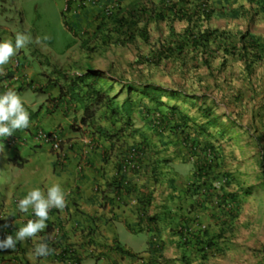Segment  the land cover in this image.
I'll return each instance as SVG.
<instances>
[{
    "label": "crops",
    "instance_id": "0c3cea01",
    "mask_svg": "<svg viewBox=\"0 0 264 264\" xmlns=\"http://www.w3.org/2000/svg\"><path fill=\"white\" fill-rule=\"evenodd\" d=\"M58 1V8L65 12V0ZM92 1L82 12L76 5H72L68 13L65 12L67 20L79 29V32H72L74 40L79 41L66 47L64 52L63 65L70 76L88 70L106 71L107 66L100 65V53L93 54V60H88L90 54L86 50L87 46L99 45L95 38L96 32H100L96 27L91 28V24L96 19L95 14L100 13L101 5L106 2ZM135 1L137 0H123V6ZM141 1L150 8L152 3L154 7L160 6L156 4L157 0ZM161 1L164 0H159L158 3ZM201 1L203 0H175L180 5L185 4L186 9L195 8ZM260 2L259 15L254 21V10H250L249 0H209L211 17L201 22V28L212 31L233 29L239 37V31L249 28L248 40L264 44V2ZM256 7L254 4L253 8ZM155 21L152 20L149 24L150 34L155 31L158 22ZM20 23L19 19H11L6 13L0 12V42L10 39L14 43L16 34L28 35L26 27L20 32L23 28ZM158 23L161 27L163 25L170 40L173 39L171 30L180 34L183 28L186 30L190 25L185 20L172 18ZM236 43L233 41V45ZM31 44L32 41L20 51L34 52ZM39 50L45 54L48 52L43 47H38L37 51ZM145 51L147 49L141 48L140 54ZM250 55L249 62L245 57H241L244 72L251 71L253 74V80L244 78L245 83L242 84L250 89L244 102L242 94L229 90L230 83L215 75L207 74L205 78L201 77L202 69L209 73L215 67L213 63H199L198 69L190 71L199 78L196 83L197 90L194 91H183L148 82L144 79L145 72L141 66L144 73L142 78L137 77L133 71L123 77L111 73L106 76L108 81L104 85L93 83L91 86L90 81L82 84L79 89L83 92L82 95L88 93L87 84L106 93L104 102L95 113V119L98 126L116 135L113 140L101 137L95 129L80 125L84 109L79 102L71 98V93L62 101L59 100L61 90L53 83L57 82V85L65 88L70 78H44L41 74L50 77L52 70L42 64L35 66V59L27 60L28 66L25 70L21 67L12 68L11 61L5 66L4 74L0 75V94L9 89L14 90L21 97L29 114L36 111L38 114L30 120V127L18 130L24 144L11 149L0 138V145H4V152L0 153V202L5 201L7 206L6 216L0 219V231H3L0 239H5L10 234L15 235L18 228L23 227L28 220L36 219L31 211L27 214L21 213L16 202L33 188L39 187L46 192L48 187L59 183L67 193V207L63 212L55 208L50 211L47 224L52 226V232L48 233L46 228L40 233V237L48 238V244L56 241L59 245L60 239L66 237L63 245H68L77 250L78 255L85 257L82 264H141L114 252L112 248L116 246L142 253L144 257L152 255L151 264H156V258L165 260L167 264H182L183 258L185 261L189 260L190 249L197 250L196 246L203 242L211 246L212 252L219 253L212 259L198 250L195 263L207 262L206 258H209L208 264H264V55L261 59H256L253 53ZM251 61H254V64L247 69L246 66L251 65ZM147 65L149 67L155 64L142 66ZM173 66L178 72L182 71L180 64ZM134 69L138 67L134 66ZM148 76L147 72V78ZM25 78L38 84L40 88L36 94L20 90ZM122 84H134L143 91L136 93L124 105L126 94L121 90ZM142 84L148 86L144 87ZM237 84L239 83L233 80V87ZM149 85L160 87L158 89L161 90V98L157 104L151 105L153 102L148 99L150 96L145 94V88L150 87ZM145 101L153 109L157 108L166 115L162 123L158 122L156 126L145 119L147 110L139 108V102ZM117 107L120 111L130 109L133 128L120 131V122L116 123V126L113 125L118 117H113L111 112ZM176 107L187 125L193 128L189 130L192 136L221 149L217 174L218 179L226 176V183L221 190H217V198L229 199L236 192L241 194L243 188L250 189L249 195H238L237 201L226 200L231 202L229 211L212 208L195 198L190 186L198 180L197 167L188 160L186 135H189V132L179 129L170 131L167 124L169 117L174 116L172 112L177 110ZM73 124L82 129L73 131ZM38 128L59 133L65 156L63 166H57L58 158L49 145L34 139V132ZM139 144L146 147V154L142 158L136 156L139 169L131 171L126 161L132 148ZM10 159H16L18 162L26 160L21 166L22 169L14 168L13 180H10L8 173L12 165ZM200 219H203L207 226L204 233L199 231ZM6 224L9 226L4 227ZM183 231L199 236L192 237L190 246L185 247L180 242V234ZM241 231L246 236H242ZM142 237H146L148 241L144 242ZM152 240L156 241L159 252H155ZM247 243L255 247L253 251L243 247ZM138 244L141 246L139 250L132 248ZM63 245H60L61 248H64ZM32 247V241L29 240L18 243L14 251H0V263L33 264V260L28 257ZM61 251L62 249L57 253ZM100 253L105 254L106 258L96 261L89 257L90 254ZM148 263L149 261H146L144 264ZM34 264L73 263H63L48 256L46 259H35Z\"/></svg>",
    "mask_w": 264,
    "mask_h": 264
},
{
    "label": "clouds",
    "instance_id": "9594fccd",
    "mask_svg": "<svg viewBox=\"0 0 264 264\" xmlns=\"http://www.w3.org/2000/svg\"><path fill=\"white\" fill-rule=\"evenodd\" d=\"M91 1L92 0H65V3L67 5V9L65 10V12L68 13L67 11L70 10L72 5H76L78 10L82 12L84 8L86 7L88 8ZM93 1L99 2L101 0H93ZM105 1H106L105 4L101 5L100 13L98 15L95 14L96 19L91 24V28L96 27V29L101 33V36H100V33L98 34L96 32L95 41L99 42V45L87 46V49L88 48L89 49L88 50L86 49V50L90 54V57L93 54H95L93 53L91 55V52H96V51L97 53H100V56H101V49L102 50L105 49L102 45V38L110 42L109 39L111 37L109 35L106 38L105 36L103 37V33L105 32L104 28L110 31V35L111 33H114L115 36L113 37H116L114 43L117 48L118 47L124 48V47L131 46L132 44H135L138 40H142L146 43H150V38H151V34H150L151 29L149 30L150 23L147 24V22L141 21V23L139 24L141 28H144L147 24V29L149 32V40L143 38L141 35H139V33H137L135 35V41L133 43H128L127 45H124V46L119 45V43L116 42V39L118 36V34L114 30L116 29V27L115 25L111 24V22H109V19L112 16V14L119 13V10L121 9L123 10L127 8V6H123V0H105ZM158 1L159 0L156 1V4L160 5ZM168 1L169 0H167V2ZM261 1L264 2V0H261ZM249 2L251 3L250 10L251 11L254 10V15H252V20L255 21L256 17L259 15L258 5H261V2L260 0H249ZM14 4H15L16 12H18V14H21L22 13L21 5L17 2ZM132 4L134 3H131L130 5ZM254 4L257 5L255 9L253 8ZM152 7H154L153 3H152ZM197 7L201 8L200 10L201 15L203 14L204 10H207L208 12L211 9L209 0L201 1L197 5ZM155 8L160 9V6L155 7ZM3 10H6L4 6H3ZM102 10H104V14H102ZM0 12H2L1 9H0ZM65 12L64 11L61 12V18H62L65 29H67L71 33L73 31L79 32V29L75 27V25H72L71 21L69 22L67 20L68 17L66 16ZM174 14H176V11L175 12L173 11V16H168L167 18H172L174 20L183 21L177 18ZM98 19L100 21H98ZM19 20L21 21L22 25H25V27L27 28L26 26L27 24L24 22V20L20 18ZM158 22H161V21H158ZM107 26L109 27L107 28ZM189 26L190 25H188L187 28H189ZM191 26H194V24H191ZM201 26L203 25L201 24V21H200V28L199 27L196 28L197 32L199 30L207 29V28L203 29L201 28ZM186 30L185 28H183L182 33H184ZM235 32L236 31L233 29L232 30L229 29L227 31L225 30L219 31V35H217L216 41L213 40V42L209 43L208 45H205V47H202V46L194 47L190 42H187L185 43L183 48H181L182 42L176 45V43H178L179 41L174 42L173 39L170 40L169 35H168L162 39V42H161L162 47L161 45L160 46L158 45V47L155 49H152L151 52L147 56L139 53L138 55L139 57L137 58L135 62L136 65L134 66L140 67L141 65H145V64L159 65V64H163L162 62L166 60L170 61L171 63L177 62L180 60L184 61V56H186L189 53V51H193L192 49L199 50L198 52L196 51V53L197 55H200L199 56L201 57L200 63H202L203 65L212 63L214 57L216 60L218 57L221 58L220 54H218L221 51H222V55L224 56V62H227V60L230 57H235V56L246 57L248 60V55L244 56L243 54H241L240 51H241L242 40L246 38V41H249L248 38H250V29L247 28L246 30L243 29L239 31L241 33L240 37ZM28 35L18 33L15 36L14 43L10 39L0 42V75L4 74L5 66H7L11 61H12V64H11L12 68L21 67V69L25 70L28 66L27 60L30 61L33 59H35L37 63L40 62V60H43L44 64L49 65V68L52 70V72L49 73L51 74V76L47 77V75L41 74V76H43L46 79H51V80L60 79L61 77L57 73L59 70L70 74L69 71L63 65L65 64V59H64L65 54L64 53L58 54V56H56L58 57V60L55 63L56 67H53L54 64L52 63V61L48 60V57L51 58L50 52H47L45 54V53H42L40 50H39L40 52L36 50L34 52L28 51V53L27 52L24 53L23 51H20L21 49L25 48L27 44L31 43V38H30L31 36H28ZM44 39L47 40V39H50V37L45 36ZM0 41H1V32H0ZM78 41H79L78 39H75L73 43H77ZM233 41L237 43L233 45ZM239 41H240V44H239ZM228 42L230 43L228 44ZM73 43L70 44V46H72ZM106 44L108 43L106 42ZM257 44L260 46L264 45L263 43L261 44L257 43ZM110 46L112 47L114 45H110ZM214 46H217V47L214 48ZM236 46H237L236 50H238V52H234V49ZM98 47H100L99 48L100 50H98ZM225 55H228L229 57H225ZM211 58L212 60H210ZM251 66L252 64L249 65L247 69L251 68ZM196 67H200L199 64ZM88 71H96V70H88ZM88 71L81 72L80 74H77V75L79 76L83 75ZM111 71L106 70L105 72L103 71H100V72H103L107 76L108 74H111ZM248 73H251V71ZM53 85L58 86L60 90H62V86L57 85V82H54ZM142 86L145 87L148 85L142 84ZM149 86L153 89L152 95L148 98L150 102H153L150 104L151 105L154 103L157 104L158 99L161 98V94L158 96V93L156 90H160L158 89L160 87H156L152 85H149ZM136 87L138 86H135L134 84H122L121 90L123 91L124 94H126V98L123 103L124 105H126V103L130 100L132 96H135V94L138 93V91L134 90V88ZM38 88L40 87L38 86L37 83L34 84L33 82H29L28 79L25 78L24 83L21 84L20 90H25L26 92L36 94ZM106 89L108 92L109 88L107 87ZM169 89H172V88H169ZM81 94H83V92H81ZM135 102H138V101H135ZM26 108L27 107L22 102L21 97L14 90L9 89L3 94H0V138H2L3 142L11 149L16 148L20 144H24L18 130L22 131L30 127V120H32V118L34 117H37L38 111H36L35 113L29 114ZM139 108L143 110H147V112L145 113L146 114L145 119H147L148 122L151 124L153 123L157 126L158 122L162 123L165 120L166 115L163 114L161 111H159V109L157 108L153 109L151 106H149L148 103H146V101L145 103L139 102ZM121 112L122 113L120 114V116L123 118V121L121 122V125L123 126L122 130H124L125 128H133L134 123H133L132 114L129 113L128 115L125 111H121ZM84 114H85V111H84ZM172 114L174 116L169 117L170 120H168V123H167L169 125V128L171 129L170 131L179 129V130H185L186 132H189V130H193V128L190 125H187V123L183 119L181 112L179 111V108L173 111ZM128 116H129V122H128L129 124L125 125L127 122ZM81 119L79 121L81 126L85 128L95 129L97 133L98 124L95 118H94V121H95L94 127L89 126V124L83 125L81 123ZM232 124L233 126L235 125L233 122ZM71 127L72 129L76 128V130L73 129V131H79L80 129H82L80 126H77L76 124H73ZM34 139L39 143L49 145L51 147L52 152L55 153L58 158L57 166H63V163H64L63 158L65 156L62 150V141L57 131H46L41 128H38L34 132ZM186 140H188L186 143L188 144V149H189L188 150L189 151L188 160L192 165L197 167V169H198V166L207 165L211 163L212 161H214L217 157L221 159V149L219 146L213 145L208 142H202L198 140L197 138H195L194 136H192L190 132H189V135H186ZM145 150H146V147L141 146V144H139V145H135L132 148V150L129 152V158L126 161V163H127V166L131 168V171L134 169H137V170L139 169V165H138L139 160L136 158V156H139L142 158L146 154ZM3 152H4V145H0V153H3ZM25 161L26 160H20L18 162V160L16 159L9 160V162H11L12 164L10 166L11 169L8 172L10 180H13V177L15 174L14 168L22 169L21 166H23ZM225 183H226V178L214 179L212 182V187L210 188V191H209L208 180L207 181L197 180L196 187H193V183H192L190 188L192 192L194 193L195 198H197L198 200L204 202L205 204L209 205L212 208L216 207L219 210L229 211L231 209V206H230L231 202L230 203L226 202L225 199L221 200L219 199V197L217 198L216 196L217 190L219 188L221 190ZM66 196H67V193L65 192V190L62 188V186L59 183H55L52 186L48 187L46 192L41 190L39 187L33 188L30 191H28L27 195L24 198L16 202L18 204L17 207L21 213L27 214L29 211H31L36 217V219L28 220L27 223L23 227L18 228V230L15 232V235L10 234L5 239H0V251H7V250L14 251L18 243H25L31 240L33 247L29 249L28 257L30 260H33V264H34L35 259H38V258L46 259L48 256H51V258H53L54 260L59 261L58 257L60 258L61 256H66L70 258L71 255H73V257H71L73 259L68 260L70 262H63V263L82 264L86 258L78 255L77 250H74L68 245L66 246L63 245V242L66 241V237H62V239H60V245H63L64 248H61L59 243L56 241H52L48 244L47 242L48 238L40 237V233H42L46 228L49 231L48 233L52 232V229H53L52 226L47 224V221L50 219L49 213L53 208L58 209L59 211L63 212L64 209L67 207ZM6 207L7 206H5V201H1L0 202V219H3L6 216V212H7ZM8 226L9 225L7 224L4 225V227H8ZM198 227H199L200 232L204 233L207 230V226L203 219H200L198 221ZM2 235H3V231H0V236ZM190 235L191 233L183 231V233L180 234V242L183 245H185ZM151 244L154 245L155 252H159V248L156 246V241L152 240ZM60 249H62V251L57 253V251ZM121 249L131 252L132 254H134V256H128L120 252ZM207 249L211 250V246L207 245L206 251ZM112 250L116 252L117 254L123 256L124 258L131 259L132 261L138 262L141 264H144L146 261H149L148 264H151V260L153 259L152 255H148L147 257H144L142 256V253H135L132 250H126L122 246H116L112 248ZM92 252H94V250ZM207 253L209 254L208 251ZM89 257L92 259H95L96 261H99L103 258L105 259L106 255L101 254V253L98 255L90 254ZM164 261L165 260L161 258L155 259L156 264H166V263H163ZM0 264H20V263L19 262H12V263L9 262V263H0Z\"/></svg>",
    "mask_w": 264,
    "mask_h": 264
},
{
    "label": "rangeland",
    "instance_id": "374dc122",
    "mask_svg": "<svg viewBox=\"0 0 264 264\" xmlns=\"http://www.w3.org/2000/svg\"><path fill=\"white\" fill-rule=\"evenodd\" d=\"M16 2L19 3L22 7L21 14H18V12H16L14 4ZM58 3V0H0V9L2 10V13H6L7 16L11 19H23L24 22L27 24V32L31 36L32 41L31 48L36 51L38 47H43L45 51L51 53V58L48 57V60L52 61V63L54 64L53 67H56L55 63L58 60V57L56 56H58V54L64 53L67 49L66 47H68L74 41L73 34L67 29H65L63 25V21L61 18V10L58 8ZM3 6L6 11L3 10ZM102 14H104V10H102ZM24 29H26L25 25H23V28L20 29V32H22ZM104 30L105 32L103 33V37L105 36L106 38L109 35L111 38L109 39L110 42L102 38V45L105 49H101V64L100 60H97L100 65L107 66L106 70H113L111 71L112 74L122 77L125 76L128 72L131 73L133 71L137 75V77L142 78V76L144 75L142 69L140 67H138V69L136 70L134 69V65H136L135 62L139 57L138 55L141 52V48L147 49V51L143 53L145 56H147L152 50L150 47H152L153 49L157 48L158 45H161L162 47V39L167 36L165 34V28L163 27V25L161 27L158 23L156 25L155 31H152L153 33L151 34L150 43L138 40L135 44H132L131 46L117 48L114 43L116 38L113 37L115 36L114 33H111V36L109 30H107L106 28H104ZM45 36L50 37V39L45 40ZM106 42L114 46L111 47L110 45L106 44ZM216 47L217 46H214V48ZM93 53H97V51L91 52V55ZM218 54L221 55V58H217L216 60L214 57L212 61L215 67H213L209 71V73L202 69L201 77L205 78L207 74L212 76L215 75L220 80L225 81L226 83H230L228 86L229 90H231L233 93L237 92L238 94H242V101L244 102L245 97L249 95L248 91H250V89L245 88L242 84L245 83L244 78H252L253 80L252 72H244L242 67L244 66V64L240 56L230 57L227 62H224L222 51ZM89 60H93V57L91 56ZM109 60L112 61L110 62ZM245 60L248 61L246 57ZM200 61L201 57H199L196 51L193 50L189 51V53L184 56V61L180 60L171 63L170 61L166 60L162 62L163 64H160L158 66L151 65L148 67V65H141V67L144 69L145 72L144 79H146L148 82L150 81L159 85L174 87L183 91H194L197 90L196 83L198 82L199 78L192 75L190 71L193 69H198L199 67L196 66L200 63ZM43 63L44 61L40 60V62L36 63L35 66H38L37 64H42L43 66L49 67V65ZM176 63L181 65V72H178L177 68L173 66ZM250 63L254 64V61H251ZM246 67L248 68V66ZM147 72L149 74L148 78ZM246 74L248 75L246 76ZM233 80H235L236 83H239L236 85V87H233ZM256 94L257 91H255V95ZM249 100L250 99H248V101ZM241 233L242 236H246L243 231H241ZM142 240L144 242L148 241L146 237H142ZM140 243H142V241H140ZM140 247L141 246L138 244L134 245L132 248L139 250ZM243 247L250 251H253V249L255 248L254 246L249 245L248 243L246 246ZM191 249L188 252V255L190 256L188 259L190 261H185L183 260V258L181 260L182 264H187V262L188 264H208V262H210L209 258H206V260H208L207 262L203 261L195 263L194 259L195 254L197 253L196 251H200V249ZM207 251L209 252V254L207 253V255L211 256L212 259H215L217 257V254L219 253L218 251L212 252V250L209 249H207ZM163 263H166V261H164Z\"/></svg>",
    "mask_w": 264,
    "mask_h": 264
},
{
    "label": "trees",
    "instance_id": "16d2710c",
    "mask_svg": "<svg viewBox=\"0 0 264 264\" xmlns=\"http://www.w3.org/2000/svg\"><path fill=\"white\" fill-rule=\"evenodd\" d=\"M201 8L195 7L193 9H186L185 4L180 5L178 2H172L169 3L167 0L161 1L160 2V9L155 8V7H149L148 5L142 3L141 0H137L134 2V4L127 6L125 9L119 10V13L112 14V16L109 19V22L111 24L115 25L116 29L115 32L118 34L116 42L119 43V45H127L128 43H133L135 41V35L139 33L143 38L149 40V32L147 29V24L150 23L152 20L156 21H164L168 16H173V11H176V14H174L177 18L180 20H186L190 26L187 28V30L184 33L176 34L174 30H171L172 36H173V41L178 42L176 45L180 44L182 42L181 48L185 45V43L190 42L194 47H205V45H208L209 43L216 41L217 35H219V31L215 30L212 31L211 29H205V30H199L198 32L196 31V28H200V21H206L209 20L211 17V11L204 10L203 14H200ZM107 19V18H105ZM141 21L147 22L146 26L144 28H141L139 24ZM191 24H194V26H191ZM109 26H107L108 28ZM237 46L234 49V52H238L236 50ZM241 54L244 56H251L250 54H254L256 59H261L264 55V47L258 45L257 43L249 40L246 41V38H244L241 42ZM150 61V60H149ZM57 71V70H56ZM63 80H67L70 78L69 84L61 90V95L59 97V100L62 101V99L68 94L71 93V98L76 100L81 104L83 107L85 114L84 117L81 119V123L83 125L89 124V126L94 127L95 125V113L100 106L101 103L104 102L105 99V93L103 90L98 91L94 89L93 83L96 84H102L106 83L108 81V78L103 72L100 71H88L83 75H73L70 76L67 72H62L59 70L57 72ZM65 81V82H67ZM87 81H90V84H87L88 86V93L85 95L81 94V91L79 90L81 88L80 84H85ZM103 89V87H101ZM135 91H143L142 88L136 87L134 88ZM133 90V91H134ZM158 93V96L161 94L160 90H156ZM143 93V92H142ZM153 93V89L151 87L145 88V94L151 96ZM89 96V97H84V96ZM125 112L129 115L130 109L125 110ZM113 117H118L113 123V125H117L116 123H121L123 120L120 118L121 111L117 107L116 109L114 108L111 112ZM129 116L127 119V122L125 125H128L129 123ZM74 129V128H73ZM123 129V126L121 130ZM76 130V128L74 129ZM120 130V131H121ZM97 133L105 137L109 140H113V137L115 135L108 133L105 131L102 127L97 126ZM188 140H186L187 142ZM220 158H216L214 161L207 165H200L198 166L197 169V179L198 181L201 180H208V189L210 191V188L212 187V182L214 179H218V174H217V168L219 166V161ZM226 178V176H225ZM196 182L193 183V187H196ZM250 189H242L241 194L238 192L232 194L229 199L226 200H232V201H237V196L238 195H244L247 196L250 194ZM199 235H190L187 242L185 243V247L190 246L191 244V239L192 237H198ZM199 239V238H198ZM206 244L203 242L200 244L198 249L204 254V256L207 255L206 251ZM197 249V250H198ZM120 252L128 255V256H134L131 252L125 251L123 249L120 250ZM73 255L70 256V258L66 256H61L60 258L58 257L59 261L62 262H70L68 260L73 259L71 258ZM188 264V262H187Z\"/></svg>",
    "mask_w": 264,
    "mask_h": 264
}]
</instances>
